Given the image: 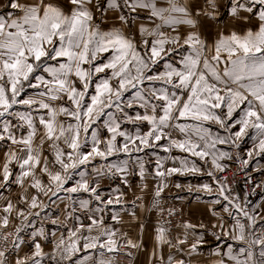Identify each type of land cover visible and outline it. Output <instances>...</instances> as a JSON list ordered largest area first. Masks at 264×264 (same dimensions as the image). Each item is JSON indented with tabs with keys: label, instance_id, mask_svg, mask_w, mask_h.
I'll return each instance as SVG.
<instances>
[{
	"label": "snow or ice",
	"instance_id": "1",
	"mask_svg": "<svg viewBox=\"0 0 264 264\" xmlns=\"http://www.w3.org/2000/svg\"><path fill=\"white\" fill-rule=\"evenodd\" d=\"M228 3L234 21L251 23L255 18L256 26L219 32L212 43L202 37L199 26L201 18L218 19L220 0H203V7L201 0H7L0 5V9L11 10L0 11V141L23 146L5 154L0 189L13 182L10 165L15 164L20 169L15 175L17 184L23 187L25 178L31 177V187L43 192L50 203H55L53 197L61 203L71 202L65 204L64 220L56 218L52 224L66 227L70 218L79 221L76 211L91 213L89 223L67 228V238L52 233V264H88L90 257L79 256L88 250L100 252L101 258L92 264H112L104 258L105 252L139 246L126 234V244H122L117 238L119 229L106 223L105 210L121 204L123 193L113 189L118 195L105 196L98 179L119 176L127 184L128 162L103 164L94 169L95 176L81 169L92 166L97 158L108 160L113 155L131 156L156 148L187 154L173 156L180 166L166 171L163 159L157 160L155 175L161 180L157 198L167 187L164 180L168 176L207 175L210 181L198 185V190L214 196L212 203L232 221L226 227L225 216L212 209L221 221L212 225L218 230L211 233L218 242L214 255L220 257L215 264H226V260L264 264V205L249 200L255 188L241 199L239 194H230L226 178L216 174L227 168L222 160L233 158L217 145L239 148L249 130L255 132V142L241 164L247 167L255 157L264 156V0ZM142 12H147L146 20L154 27L139 23L137 38L132 25ZM109 19L113 24L106 27ZM185 25L195 30L186 34L177 30ZM136 109L143 112L130 114L129 110ZM101 122L109 134L104 138L97 128ZM145 122L148 130L142 132L140 125ZM124 124H132L135 131L124 130ZM212 124L226 135L214 134ZM38 127L44 131L39 146H34ZM25 128L26 134L21 132ZM162 140L168 143L161 144ZM46 150L52 152L51 158L44 154ZM209 160L211 167H207ZM138 163L143 176L144 163L139 158ZM37 170L47 176V185L37 178ZM61 192L66 194L63 198ZM81 193L88 194V199L77 201L76 194ZM93 201L97 203L94 209ZM20 203L28 211H16L22 221L15 229L14 247H19L15 241L20 240L24 222L40 215L31 210L48 207L39 202L38 195L30 200L21 196ZM14 207L9 201L3 212L10 214ZM111 219L118 222L119 216L113 213ZM8 224L6 215L0 227ZM183 227L196 237L189 254L207 243L206 225L186 222ZM197 228L205 232H196ZM166 231L162 226L156 229L157 244L167 243L182 251L179 246L186 243L187 232L173 245ZM11 235H4L3 240ZM34 235L47 238L42 229ZM33 247L31 257L17 259L15 264H41L46 254L35 240ZM5 255L0 251V264H6ZM168 260L169 264H184L171 256Z\"/></svg>",
	"mask_w": 264,
	"mask_h": 264
},
{
	"label": "crops",
	"instance_id": "2",
	"mask_svg": "<svg viewBox=\"0 0 264 264\" xmlns=\"http://www.w3.org/2000/svg\"><path fill=\"white\" fill-rule=\"evenodd\" d=\"M225 1L226 0H220V5L224 4ZM6 2L7 0H0V5H3ZM159 2L164 3V0H159ZM203 6V0H201V7ZM110 15L112 14L110 13ZM146 16L147 12H142L140 20L134 22L132 25V28L136 30L137 38H139V23L143 22L145 23L146 27L149 28L154 27L152 23L146 20ZM201 19L202 23L199 26V30L202 37L205 38L209 43H212L217 39L219 32L228 33L232 30H246L248 27L255 28L257 23L255 18H253L251 23H248L244 21L236 22L231 16H229L228 22L224 23L225 25L218 26L217 30L215 29L207 31V22L209 18L204 17ZM210 22H212L211 19H209V23ZM112 24L113 21L111 19L105 22L106 27H111ZM164 30L167 32L171 31L170 29ZM177 30L182 31L185 34L187 33V31H191L190 26L187 25L182 26ZM162 67L163 65L161 64V68ZM137 110L143 112V109L129 111L130 114L135 115V111ZM238 115L239 114L237 113V116ZM122 127L124 130L129 132L135 131V126H133L132 124H124ZM210 127L214 134L217 131H220L221 135H226V133H223L219 129L218 125L212 124L210 125ZM140 130L142 132H146L148 130V125L146 122L140 125ZM234 130H238V127ZM176 135L179 134L177 133ZM254 137L255 132L253 130H249L248 136L239 142V148H234L230 145H217V148L221 151H229L232 153V155L239 152L243 155L244 159H248L247 152L253 148L255 142ZM160 143L167 144L168 142L162 140ZM133 154H135V158H127V155H125L126 158H108L107 160V162L109 163H120L122 161L128 162L127 184H124L119 176L100 177L102 181H99V183L101 190H103L105 196H107V194L109 193L118 195V193L113 192V189H119V192L123 193L121 204L112 205L105 210L103 215L106 223L119 229L117 238L120 239L122 244H126V240L123 238L124 234H126L128 239H131L139 246L135 247L136 254L133 258L122 249H120L118 252H105L104 258L110 259L112 261V264H169L168 257L171 256L173 261L183 260L184 264H215V261L220 257L214 255V252L217 250L218 242L211 235V233L218 230L213 229L212 225L214 223L218 224L221 221L217 216H214L212 214V209H216L217 212L225 216V220L223 222L226 227L231 225L232 221L227 218L225 213L222 212V208L220 206L214 205L212 203V201L215 199L214 196L203 192L202 189L198 190V185L208 183L210 181V178L207 175L202 174H174L168 176L164 180V183L167 184V187L164 188L161 196L157 198L155 196V191L157 186L161 184L160 178L155 175L157 169V160L163 159L164 170L166 171L169 167L180 166L179 161L173 162V156L182 157L187 154L182 153L179 150H173L170 153L164 152L160 148L148 149L146 150V152ZM138 158L144 163L143 176H141ZM98 159L99 162L103 161V159ZM0 161H2L1 158ZM227 161L228 160H222L221 163H225ZM3 163L4 161L0 162V170H2ZM197 163L200 164L202 162L197 161ZM12 165H10V167H12ZM207 167H211L210 160ZM50 168H52V166H50ZM248 168L253 172L261 173L264 177V156H258L252 159L250 161V164L248 165ZM213 171H215V169H213ZM92 173H94L95 176V172ZM216 174L218 175L217 172ZM36 176L42 181V184L47 185L48 180L45 174H42L39 172V170H37ZM14 179L15 178L12 177L13 182L7 188L0 189V220H2L4 216H8L9 224L7 225V227H3L7 228L8 231L15 230L17 226L21 225L22 217H18L16 215V211L20 209L25 210V212L28 211V209L24 206L25 203H20L21 196H25L28 198V196L30 195L40 194L41 197L39 198V202L46 203L47 200L43 192H38L37 189L31 187V184L33 182L31 177L25 178L23 187L17 184ZM177 183L181 185L180 188L176 187ZM189 186H191V190L189 189ZM213 187H215V185H213ZM86 199H88V194H86ZM53 200L55 201V209H52V211L48 210L46 213V215H48V212L51 213L49 217L50 219L46 218L43 220V216H41V212H43L47 207L42 210H31L33 212L39 211L40 215L30 216V222H24L22 231L19 233L20 240L21 238L23 239L21 240L22 251L19 247L15 248V250L13 251L14 253L9 256L11 260L10 264H15L17 259L23 261L26 260V258L31 257L34 251V247L30 249L28 246H30L31 244L33 245L34 240L41 244L44 253L52 252V233L54 232L56 237L58 238L63 235L62 228H64L51 223V221L56 218L62 220V203H59L60 200L57 197H55ZM157 200H159L158 206L156 204ZM9 201L15 206L14 210L10 214L3 212V207ZM166 204L173 205L175 208L180 210L184 218V224L187 222L193 225H206V232L204 229L200 228H197L196 232H205L207 243L200 246L195 252H191V254H189L190 245L195 241L196 237L193 235V231L191 229L186 230L183 226H181L178 229L176 239L172 242V244H176L177 238L184 239L185 233L187 232L186 243L179 246L181 249H183L182 251H177L176 247H170L167 243L158 245L157 241L155 240L156 229L158 227H161V218L163 212L161 211V209H163L164 205ZM256 204L264 205V198L259 200ZM91 207L93 209L96 208L97 203L93 201ZM57 208L60 210H57ZM75 213L76 214H74V216L77 217L78 212ZM113 213L119 216L118 222L111 219ZM88 215H91V213H85L86 221H82L80 219L79 221H77L75 218L71 219V225L73 226L77 225L78 223H89L87 219ZM46 225H48L49 227H45ZM141 226H143V228H141ZM41 229L44 231L45 236L48 235L49 239L42 238L39 235H34V233H39ZM66 234L68 235L67 231ZM224 250H226V248ZM79 256L90 257L88 264H92V260L101 258L100 252L96 250L82 251ZM226 264H231V262L226 260Z\"/></svg>",
	"mask_w": 264,
	"mask_h": 264
},
{
	"label": "built area",
	"instance_id": "3",
	"mask_svg": "<svg viewBox=\"0 0 264 264\" xmlns=\"http://www.w3.org/2000/svg\"><path fill=\"white\" fill-rule=\"evenodd\" d=\"M237 154H239V158H237ZM242 159L244 158L241 153L238 152L234 154L231 160L223 163L227 165L226 170L223 173H217L221 179L226 178L227 184L231 189L230 194H239L241 199H243L244 193L246 191L250 192L253 188H255V194L250 195L249 200L252 202V204H256L259 200L264 198V177L261 173L251 171L248 166L244 167L241 164ZM249 178L250 182L246 183V181H249ZM257 185H261V187H257ZM170 209L174 210L172 215L168 214V210ZM183 225L184 218L180 210L175 208L173 205H164L161 226L167 230L166 237L168 240L174 241L176 239L178 229ZM9 232L13 234V238L8 237L7 241H4L3 236L7 234L3 233L0 229V251H5L6 254L14 250L13 243L15 230H11ZM121 249L128 253L132 258L135 257L136 248L122 247Z\"/></svg>",
	"mask_w": 264,
	"mask_h": 264
},
{
	"label": "rangeland",
	"instance_id": "4",
	"mask_svg": "<svg viewBox=\"0 0 264 264\" xmlns=\"http://www.w3.org/2000/svg\"><path fill=\"white\" fill-rule=\"evenodd\" d=\"M220 9H219V17H218V19L217 20H212V22H210L209 23V19H208V22H207V24H208V29H207V31H211V30H217V28H218V26H222V25H225L224 23L225 22H228V20H229V3H228V1L226 0L225 1V3L224 4H221L220 5ZM11 11L10 9H1L0 11ZM231 20V19H230ZM190 30L191 31H194L195 29H191L190 28ZM32 90H29V92H31ZM20 111H24L25 109H23V108H20L19 109ZM59 119L60 120H63L64 119V117H59ZM13 123H16V121H13ZM97 128H98V130H99V133H100V135H101V138H104V137H106V136H108L109 134L107 133V131L103 128V125H102V122L100 123V124H98L97 125ZM26 128L25 129H22L21 130V132H23L24 134H26ZM44 130H43V128L42 127H38V131H37V134H36V137L34 138V146H39V144H40V133L41 132H43ZM17 134V136H19L20 135V133H16ZM48 143H50V142H48ZM48 143H46L45 144V149H48ZM21 147H23L22 145H19V144H12L11 143V141H0V157L2 156V155H4L5 156V154L6 153H9V152H11V151H18ZM22 156L23 155H25V153H23V152H21L20 153ZM45 155H48L50 158L52 157V152L50 151V150H46L45 151V153H44ZM109 158H126L125 157V154H123V153H121V154H119V155H113V156H111V157H109ZM127 158H135V154H132L131 156H127ZM99 159L97 158L96 159V161H94V163H93V165L92 166H89L88 168H86V169H81V170H84V171H86V172H88L89 174H91L92 176H94V173H92V172H95L94 171V169L95 168H99V167H101V165H103V164H107V163H109V162H107V160H103V161H101V162H99L98 161ZM111 163H115V162H111ZM50 166H52L51 164H50ZM12 169H13V172H14V175H13V177L15 178V175L16 174H19V171H20V169H19V167H18V165H15V164H13L12 165V167H11ZM52 169H53V171L55 170V168H53L52 167ZM99 179V181H102L101 180V178H98ZM15 180V179H14ZM116 184H117V182H116ZM102 192H103V190H102ZM66 194L65 193H63L62 192V195H61V193L59 194V196H60V198H63L64 196H65ZM31 196L32 195H30V196H28V199L30 200V198H31ZM41 196H40V194L38 195V200H39V198H40ZM47 198V197H46ZM55 197H53L52 199H54ZM59 199V198H58ZM76 199H77V201L79 200V199H86V194H84V193H81V194H76ZM60 200V199H59ZM59 203H60V201H59ZM69 203H71L70 201H68V200H65L64 201V203H62V207H61V211H62V220H64V218H65V215H66V210H65V204H69ZM46 204H48V207L46 208V209H44V211L43 212H41V216H43V220L44 219H50L49 217H50V215H51V213L50 212H48V215H46V213H47V211L48 210H51L52 211V209H55L54 208V203H50L49 201H48V198H47V200H46ZM24 206L27 208V205L26 204H24ZM77 206V208H78V204L76 205ZM28 209V208H27ZM38 210V209H37ZM57 210H60V209H58L57 208ZM68 210H70V209H68ZM76 212H78V215H77V217H79V219L80 220H82V221H86V218H85V213L86 212H84L83 210H78V211H76ZM74 214H76V213H74ZM52 218V217H51ZM71 219H73V218H70L69 220H67V221H65V224H66V227H64V228H62L63 229V236L65 237V238H67V234H66V231H67V228L69 227V225H70V227H72V225H71ZM45 227H49L48 225H46ZM0 229L2 230V232L3 233H5V234H9V233H11V232H9L8 231V229L7 228H3V227H0ZM47 230V229H46ZM8 237H12L13 238V236L11 235V236H8ZM46 239H49V237H48V235H46ZM168 239V238H167ZM21 240H23L22 238H21ZM21 240H19V241H15V243H19V248L21 249V251H22V246H21ZM171 242H173V241H171ZM26 246H28V245H26ZM30 249L33 247V245L31 244L30 246H28ZM15 248H17V247H14V250H15ZM52 249V251H53V247L51 248ZM13 250V251H14ZM13 251H11L10 253H8V254H6L5 255V260H6V264H10V258H9V256L12 254V253H14ZM51 253L52 252H50V253H45L46 255L44 256V258H43V260L41 261V264H52V262H51V260L49 259V256L51 255Z\"/></svg>",
	"mask_w": 264,
	"mask_h": 264
},
{
	"label": "bare ground",
	"instance_id": "5",
	"mask_svg": "<svg viewBox=\"0 0 264 264\" xmlns=\"http://www.w3.org/2000/svg\"><path fill=\"white\" fill-rule=\"evenodd\" d=\"M42 133H43V132H41L39 136H41ZM0 158H1L2 161H5V156H4V155H2ZM2 161H0V162H2ZM49 167H50V165H49Z\"/></svg>",
	"mask_w": 264,
	"mask_h": 264
}]
</instances>
